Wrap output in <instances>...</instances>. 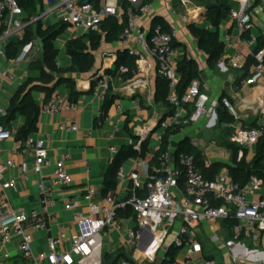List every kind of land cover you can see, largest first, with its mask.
Segmentation results:
<instances>
[{
	"label": "crops",
	"instance_id": "obj_1",
	"mask_svg": "<svg viewBox=\"0 0 264 264\" xmlns=\"http://www.w3.org/2000/svg\"><path fill=\"white\" fill-rule=\"evenodd\" d=\"M144 1L152 6V11L149 14L141 15L139 31L149 34L155 19L162 20L170 29H177L176 45L181 52V57L186 56L194 59L199 65L202 92L209 96L211 103L228 99L239 114V120L228 125L221 121L226 110L220 107L212 118L205 115L199 122L186 126L181 134L172 138L169 149L176 154L183 140H189L196 149L202 152L207 169H211L212 166H220L218 174L229 171V166H233L241 160L239 154L238 157H235L233 150L227 147V144L235 145L233 138L236 130L255 123L264 124V116L261 115L264 110V75L256 76L254 74L255 67H253L251 75L243 80V71L234 70L229 66V61L237 56H243L246 64L248 57L253 54L256 44H250V40L244 37V32L240 30L237 22L229 16L219 29L220 41L225 45V49L220 59L211 65L206 52L200 48L199 42L190 32V28L193 26L212 30L211 25L204 19L205 6L194 0ZM58 2L59 0H41L38 17L29 24H34L35 28L36 22L39 21L42 23L43 29H46L47 26L62 25L58 20H53V16L49 14ZM93 3L98 5L100 1ZM231 5L233 11L236 12L243 11L247 5H251L249 15L254 28L250 32V36L256 40L261 34L264 35V0H261L259 6L256 5V0H231ZM179 16L187 17L189 22L184 23ZM117 20L123 23V19ZM66 30L72 37L62 41L60 46L58 45L60 37L56 42L59 51L57 62L59 68L63 70L72 65L67 54L66 44L77 39H83L87 45L89 43L88 33L68 27ZM227 42L230 45H227ZM130 45L133 47L134 42L132 41ZM122 52H127V48L122 45L121 41L111 44L105 42L103 37L99 50L95 52L94 71L87 75H72L78 91L81 87L88 86L90 89L84 92L79 91L82 97L77 103L69 101V88L66 84L61 85L56 95L53 96L61 97L67 102L75 104L77 108L63 109L57 116L41 114L38 131L29 135L26 142L19 141V131L24 128L26 122L23 117L18 115L9 126L3 125L4 122L1 123L13 134L10 140L0 145V164L12 163L15 166L6 171V179L16 181V187L8 192V198L15 210H25L28 214L36 212L39 215H45L38 184L43 179H48L52 174V168L46 169L43 176L35 174L33 149L38 141L50 140L48 147L52 161L66 155L71 157L66 163V167L73 180V185L62 193L61 201L48 210L47 215L56 216V220L50 223V231H34L31 223H27L25 226V232L34 235V253L36 255L47 251L51 237L61 236L65 249H68L71 237L78 233V226L74 219L76 215L97 219L96 216L90 215V202L87 200L89 188H94L97 191L94 202H100L104 197L114 195L119 202L123 203L128 200L131 194L134 180L137 179L145 188L151 169L155 170L158 167L157 161L154 160L156 152L160 148L156 135L163 133L159 126L165 117L164 122L171 121L167 115L172 108L156 100L158 80L156 60L151 56L147 58L145 72L142 76L149 78L150 85L145 90L134 95L128 94L123 90L126 82L120 78L115 79L112 84V94L116 95L117 99L108 113L109 117L107 116L112 120L106 117L107 119L99 123V119L102 118L104 102H101L97 97L96 87L93 94H89L93 80L98 74L108 71L115 72L116 62ZM3 67L4 62H1L0 113L3 110L8 111L11 97L27 80V77L24 76L27 66L21 64L15 69L16 80L12 82L2 78ZM33 96L39 103L44 100V95L41 93L35 92ZM117 107L122 109V115H119ZM193 112V104H187L180 110L181 115L185 117H189ZM120 117H123L122 123L119 125L120 131L115 133ZM97 121L98 123H96ZM127 121H129L128 126L135 136L137 144L147 139L150 140L149 152L142 161L137 158L126 160L122 166L125 168L124 177L117 176V189L103 195L106 171L117 153L124 146L135 144V141L125 130ZM62 123L76 124L79 131L62 132L59 130V125ZM147 129L154 131L150 137L145 134ZM173 139H177L175 143ZM113 147L117 149V153L111 152ZM245 150L246 161L249 163L257 153V146ZM159 159L160 157L157 158L160 162ZM184 190V183L181 182L178 190L175 191L178 199L184 197ZM68 203L74 205L72 211L66 209ZM121 222L125 226L135 228L132 219L122 218ZM180 226V221L171 226L165 225L158 235H154L149 229H146L133 246L127 243V237L123 232L106 229L103 232L101 264H106L107 256L113 260L119 258L115 264L122 262H127V264H208L210 262L215 264H264V234L259 242L241 239L232 249H229L225 247V242L231 238L229 226L225 222L204 220L194 230L197 240L202 244V252L189 255L187 248L178 249L174 245ZM213 236L220 238V243L213 242ZM20 243L21 238L16 234L7 245H3L0 241V264H29V261L21 255ZM201 258L204 259V262H200Z\"/></svg>",
	"mask_w": 264,
	"mask_h": 264
},
{
	"label": "built area",
	"instance_id": "obj_2",
	"mask_svg": "<svg viewBox=\"0 0 264 264\" xmlns=\"http://www.w3.org/2000/svg\"><path fill=\"white\" fill-rule=\"evenodd\" d=\"M123 3L129 4L125 11ZM250 8L251 5H247L243 11H232L230 14L244 33L251 32L254 28L252 18L247 13ZM151 11L152 6L144 0H100L98 5L91 3L90 0H59L49 14H56L59 22L68 28L90 33L98 31L105 19L109 17L123 19L124 12H127V26L121 36V43L127 48L129 56L136 58V68L131 71L122 66L119 69L120 75L132 74V79L126 82L123 88L124 92L134 95L149 87V78L142 76L149 56L156 60L157 76L169 82L167 102L175 109V113L169 123L163 122L159 126V129L163 131L156 135L159 147L169 126L195 124L205 115L212 118L220 107L235 120H239L236 107L228 99L211 103L209 96L202 92L201 84L197 80L191 82L183 96H179L177 64L181 58V52L175 46L178 30L164 31L161 26H156L149 34L141 33L139 31L140 17ZM179 17L184 23L189 22L187 17ZM29 25L25 21V13L18 0L0 1V60L7 62L1 76L11 82L16 80L14 71L21 64L27 66L24 76L28 77L29 65L42 53V43L34 40L23 47L17 59L8 60L7 58V46L12 42H24ZM132 41L133 47L130 45ZM250 44H256V40L251 39ZM227 45L230 44L227 42ZM256 59L258 65L255 67L254 74L260 77L264 75V51L259 52ZM229 66L234 70L242 71L245 67V58L234 57L229 61ZM94 80L96 95L101 102H105L114 79L106 72L98 74ZM187 104L194 105V112L189 117L182 116L180 113ZM75 108H77L75 104L63 98L53 97L48 104L42 106L41 114L57 116L63 109ZM117 110L119 115H122V109L117 107ZM261 115L264 116V110ZM7 116V111H1L0 119ZM122 119L123 117L118 118L115 133L120 131L119 125ZM59 130L78 132L79 128L76 124L62 123L59 125ZM151 131V129L145 131L147 137ZM261 134V130L256 128L236 130L233 143L241 148L240 159L243 157V149L256 146ZM12 137V132L0 124V145ZM49 142V139L40 140L33 149L35 174L43 176L46 169L52 168V174L48 179H43L38 184L44 205V216L36 212L28 214L25 210L13 208L8 192L16 187V181L7 180L6 171L15 166L12 163L0 164V241L3 245H7L14 234L18 235L21 238V255L29 261V264H101L103 232L106 229L123 232L127 237V243L133 246L139 241L144 230L149 229L154 235H158L165 225L171 226L180 221L181 226L174 245L178 249L187 248L189 255L202 252V244L197 240L194 230L204 220L235 222L234 225H229L231 238L225 242V247L229 249H232L241 239L259 242L264 234L263 180L252 176L248 183L242 186L232 179L229 171L220 173L214 179H206L193 156L185 152L177 156L169 149L159 159L161 167L158 172L164 175L163 179L150 180L149 177L146 188H143L142 184L135 179L131 197L123 203L119 202L114 195L106 196L100 202H94L97 191L89 188L87 200L90 202V215L96 216L97 219L76 215L74 219L78 226V233L71 237L69 248L65 249L61 236L51 237L47 251L36 255L34 235L25 232L26 224L31 223L34 231H50V223L56 220V216L47 215L48 210L55 207L57 202L61 201L62 193L73 185L66 167V163L71 159L70 155L52 161ZM140 147L141 142L135 149L140 151ZM111 152L117 153V149L113 147ZM23 169L26 171L25 168ZM124 172L125 168L121 167L118 177L123 178ZM181 182L184 183V197L178 199L175 191L178 190ZM143 189H146L145 197H142L140 193ZM253 198L255 200H252ZM127 206L132 208L134 213L132 220L135 228L125 226L117 216L118 210ZM66 209L72 211L74 205L68 203ZM212 241L220 243V238L213 236ZM200 262H204V259L201 258ZM121 264H127V262Z\"/></svg>",
	"mask_w": 264,
	"mask_h": 264
},
{
	"label": "trees",
	"instance_id": "obj_3",
	"mask_svg": "<svg viewBox=\"0 0 264 264\" xmlns=\"http://www.w3.org/2000/svg\"><path fill=\"white\" fill-rule=\"evenodd\" d=\"M3 1V0H0ZM100 0H90L91 3L97 2ZM151 2L152 0H147ZM197 3L206 7V13L204 19L207 23L211 25V29L197 28L195 26L190 28V32L193 37L199 42V46L203 49L208 58L209 64L213 65L217 62L221 54L225 49V45L220 41L219 29L222 23L227 17L230 16L233 11L231 5V0H194ZM19 5L24 10L26 22H31L33 19L38 17L39 8H41V0H18ZM261 0H256V5H260ZM128 3H123L124 11L128 8ZM251 8L247 12L249 14ZM123 23L117 20L115 17H109L103 21L100 26V29L96 32L88 33L89 43L88 45L83 42V39H77L70 41L66 44L67 54L72 61V65L68 69L59 68L57 59L59 56V51L56 47V42L63 32L67 29L63 24L60 26H47L46 29H43L42 23L39 21L36 22V27L29 25L26 32V38L24 42H12L7 46V58L8 60L17 59L24 46L32 43L34 40L39 39L42 43V53L41 55L33 61L28 67V77L26 82L18 89L16 94H14L10 99V105L8 108V116L6 118L0 119V124L9 126L12 121L16 119L19 115L25 119V126L22 130L19 131V141L26 142L27 137L31 134H34L38 131L39 118L41 115L42 106L48 104L54 95H56L59 87L63 84H66L69 88V101L71 103H77L78 100L82 97V94L78 91L75 79L72 75H87L94 71L96 64L95 52L99 50L102 43V38H105L107 43H117L121 41V36L127 26V12H124ZM156 26H161L164 31H170V27L164 24L160 19H155L153 23L154 29ZM244 37L248 40H251L250 32H245ZM175 46L176 42H175ZM264 51V35L261 34L256 39V48L252 55H250L245 64L242 75V79H246L251 75V69L258 65L256 55L259 52ZM125 66L131 71L136 68V58L129 56L128 52H122L119 54L118 60L115 66V72L108 71L107 73L115 79L120 78L124 82H128L132 79V74L129 75H120L119 69ZM177 72L180 76V81L178 83V94L183 96L186 90L188 89L191 82L197 80L200 82V71L199 65L194 59L187 58L183 56L179 59L177 64ZM96 87V81L93 80L91 91L89 94H93ZM112 86L110 88L109 94L104 102L102 109V118L99 119V123L103 122L108 113L115 103L117 96L112 94ZM35 92L41 93L44 95V100L42 103L37 101L33 94ZM169 94V82L158 76L156 84V100L158 102L165 103L171 107V111L168 113L167 118L172 120V117L175 113V109L167 102V97ZM166 117L162 120L164 122ZM130 121V120H129ZM127 121L125 130L129 134L132 140L137 144V140L130 130ZM221 121L228 125H232L235 122V119L224 112ZM98 123V121L96 122ZM185 125L181 126H169L165 131L163 142L160 148L156 152L155 161L158 163L157 169L150 171V180H161L163 179V174L158 172L160 170V162L157 158L161 157L163 154L169 151L171 140L174 136H177L183 132ZM259 129L261 130V137L259 139L257 146V153L251 162L246 161V150L243 149V157L241 160L237 161L235 165L229 166L228 170L232 179L244 186L248 183L252 176H256L263 180L264 182V124L259 125L255 123L249 127H243V129ZM135 144L132 146L126 145L117 153L112 164L106 171V182L103 189V195L114 192L117 189V176L120 168L124 165L126 160L130 158H137L142 161L146 158L149 147L150 140H144L141 142L140 151L135 149ZM227 147L233 150L235 157H238L239 148L236 145H229ZM185 152L193 156L196 160L197 166L200 169L201 173L206 179H214L218 176L220 166H212L211 169L205 167V158L202 155V152L195 148L189 140H183L179 145L176 155ZM147 185H145L146 188ZM132 193V190L131 192ZM141 196H146V189L140 191ZM131 197V194L129 198ZM105 198V197H104ZM128 198V199H129ZM128 201V200H127ZM119 219H132L134 218V213L132 208L127 206L126 208H120L117 212ZM225 224L234 225V221H226ZM118 259H112L107 256L106 264H115Z\"/></svg>",
	"mask_w": 264,
	"mask_h": 264
},
{
	"label": "rangeland",
	"instance_id": "obj_4",
	"mask_svg": "<svg viewBox=\"0 0 264 264\" xmlns=\"http://www.w3.org/2000/svg\"><path fill=\"white\" fill-rule=\"evenodd\" d=\"M52 16H53V17H52L53 20H55V21L58 20V17H57L56 14H52ZM58 22H59V20H58ZM71 37H72V35H71L70 33H68L67 30H66V32L60 36L61 39H60V42L58 43V45H59V46L62 45V41L68 40V39L71 38ZM1 62H4V67H3V70H2V71H4V68H5V66L7 65V62L4 61V60H0V63H1ZM76 75H77V74H76ZM176 140H177V139H173V142L175 143Z\"/></svg>",
	"mask_w": 264,
	"mask_h": 264
},
{
	"label": "water",
	"instance_id": "obj_5",
	"mask_svg": "<svg viewBox=\"0 0 264 264\" xmlns=\"http://www.w3.org/2000/svg\"><path fill=\"white\" fill-rule=\"evenodd\" d=\"M195 23V22H194ZM90 89V87H81V88H79V91H81V92H84V91H87V90H89ZM154 131H151V133H150V135L153 133ZM150 135H149V137H150Z\"/></svg>",
	"mask_w": 264,
	"mask_h": 264
}]
</instances>
